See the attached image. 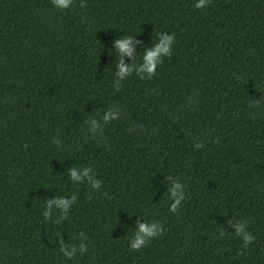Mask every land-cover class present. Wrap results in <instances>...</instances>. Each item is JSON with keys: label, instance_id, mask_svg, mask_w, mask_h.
<instances>
[{"label": "trees", "instance_id": "obj_1", "mask_svg": "<svg viewBox=\"0 0 264 264\" xmlns=\"http://www.w3.org/2000/svg\"><path fill=\"white\" fill-rule=\"evenodd\" d=\"M195 2L0 0V264H264V0ZM158 32L175 34L170 57L117 90L113 41L135 36L139 60ZM77 166L101 188L73 184ZM169 176L185 185L175 214ZM57 195L77 200L45 220ZM145 219L164 230L133 251ZM59 241L88 252L69 261Z\"/></svg>", "mask_w": 264, "mask_h": 264}, {"label": "clouds", "instance_id": "obj_2", "mask_svg": "<svg viewBox=\"0 0 264 264\" xmlns=\"http://www.w3.org/2000/svg\"><path fill=\"white\" fill-rule=\"evenodd\" d=\"M209 0H196L194 7L196 9L205 8ZM52 6L57 10H67L73 6L74 0H51ZM85 7L84 3L80 5ZM133 44H139L135 40V36L125 35L123 37H117L113 41V47L116 55L119 59V63L115 64L114 71V87L119 90L122 81L126 80L130 75L135 73L141 80L151 79L155 74L157 68L162 64L165 58L170 57L175 44V34L168 32H158L155 43L145 47L143 44L139 45V50L142 55L139 56V60L133 58ZM133 58V63L128 64L124 62V58ZM264 105V98L255 102V107ZM121 117L120 110L112 106L108 108L102 115V123L109 124L113 121L119 120ZM86 123L90 124L87 128V132L91 135L102 134L101 123L92 118ZM54 143L58 144V140H54ZM195 148H200L201 144L196 143ZM69 180L76 185L81 183H87L93 191H97L102 186L100 179L94 178L93 169L90 167H73L68 172ZM166 193L170 200L169 212L175 214L178 207L186 199L185 197V185L178 178L172 176L168 177V188ZM76 195L71 197L57 195L44 204V212L42 213L45 220L52 219L54 213L61 214V219L66 218L72 205L76 202ZM130 214L129 216H131ZM234 229L233 235L240 237L243 246L246 248L253 243L255 237L251 232L247 230V223L245 221H239L236 223H230L229 225ZM163 226L160 222L145 219L144 222L137 221L136 228L132 233L131 238L128 241V246L133 251H140L151 240L157 238L163 232ZM225 233L220 231L219 236L223 238ZM58 251L69 261L73 260L78 254L80 256L85 255L88 252V246L86 243L79 244H64L59 241Z\"/></svg>", "mask_w": 264, "mask_h": 264}]
</instances>
